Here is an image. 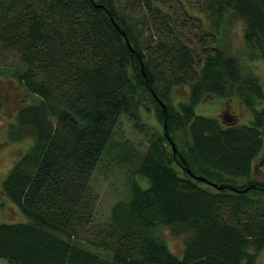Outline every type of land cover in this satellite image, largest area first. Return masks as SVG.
I'll return each instance as SVG.
<instances>
[{"label":"trees","instance_id":"1","mask_svg":"<svg viewBox=\"0 0 264 264\" xmlns=\"http://www.w3.org/2000/svg\"><path fill=\"white\" fill-rule=\"evenodd\" d=\"M177 1L180 12L167 0H0V57H15L0 73L25 94L8 135L30 141L1 180L0 210L23 215L0 220L4 264H259L264 0ZM213 95L250 121L197 114ZM151 110L167 130L145 132ZM123 117L148 144L122 143L126 193L97 220L92 174Z\"/></svg>","mask_w":264,"mask_h":264},{"label":"rangeland","instance_id":"2","mask_svg":"<svg viewBox=\"0 0 264 264\" xmlns=\"http://www.w3.org/2000/svg\"><path fill=\"white\" fill-rule=\"evenodd\" d=\"M167 1L171 3L172 9L178 10L179 12L181 11V6L178 1ZM243 30L242 22L236 19L231 21L229 36L234 48L244 49ZM4 55L5 57H3V55L0 57V67L15 62V57L11 54ZM252 68L259 75L264 88V59H255L252 63ZM185 88L188 89L187 87ZM179 90L182 94H185L182 87H180ZM21 97H25V94L19 86L17 79L14 77L9 78L7 75L0 73V99L2 102L0 107V195L3 200L5 197L1 192V180L16 158L26 150L30 142L28 139L19 141L9 139L7 130L9 122L14 119L16 110L22 102ZM179 97L180 96H178V98ZM195 110L197 114L214 117H218L222 110L228 111L231 117L237 116V121L239 123H246L251 119L250 112L245 109L235 97H232V99L227 102L221 95L207 96V99L196 104ZM121 116H124V114ZM144 120L148 123L145 132L152 130H167L166 123L165 125L161 124L154 110L145 112ZM136 127L126 117L122 118L117 125L112 145L109 147L106 156L101 159L99 166L97 165L93 171L91 182L99 194L95 211L97 220H103L108 217L115 200L125 196L124 194L126 193V171L129 164L126 162H115L119 153H126L125 146L122 145V143L132 142L135 149L142 153L148 144V135L140 131L139 127ZM168 141L171 143L170 138ZM6 203V208L0 210V220H20L23 218L22 212L17 206H14L8 201ZM166 237L171 248L177 253H180L182 250V240L170 232H167ZM0 264H4V261L1 259ZM259 264H264V250L259 254Z\"/></svg>","mask_w":264,"mask_h":264},{"label":"water","instance_id":"3","mask_svg":"<svg viewBox=\"0 0 264 264\" xmlns=\"http://www.w3.org/2000/svg\"><path fill=\"white\" fill-rule=\"evenodd\" d=\"M127 42H128L129 45H131L128 39H127ZM170 141H171V143H172V146L175 147V144H174V142H173V140H172L171 138H170ZM189 172H191L190 169H189ZM191 173H192V172H191ZM192 175H193L194 177L198 178V179L206 180L205 177H202V176L196 175V174H194V173H192ZM213 184H214V185H217L216 183H213ZM218 187H222V186H218Z\"/></svg>","mask_w":264,"mask_h":264}]
</instances>
